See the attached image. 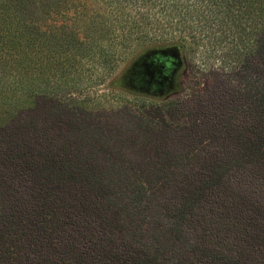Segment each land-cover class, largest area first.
<instances>
[{"label": "trees", "instance_id": "1", "mask_svg": "<svg viewBox=\"0 0 264 264\" xmlns=\"http://www.w3.org/2000/svg\"><path fill=\"white\" fill-rule=\"evenodd\" d=\"M0 264H264V0H0Z\"/></svg>", "mask_w": 264, "mask_h": 264}, {"label": "rangeland", "instance_id": "2", "mask_svg": "<svg viewBox=\"0 0 264 264\" xmlns=\"http://www.w3.org/2000/svg\"><path fill=\"white\" fill-rule=\"evenodd\" d=\"M169 55H170L169 57H171L176 63L180 62L181 64H179V68H178L179 73L177 72L180 75V77L175 80V84H176L177 87H175L174 90H172L173 87H171L170 93L166 92L167 93V94H165L166 96L171 94V93L175 94V93L179 92L180 91L179 88L180 87L181 88L184 87L186 85V81H188V78L192 77V75H190L189 67L187 66L186 60L184 58H182L181 52H180V50L178 48L173 47L172 49H170L169 50ZM137 59L140 60L139 57ZM127 64H129V63H126L125 65H123L122 68L117 72L116 76L114 77L115 80L112 83V85L116 86V87H118L119 85L120 86L130 85V86H127V89H129L128 91L133 92V93H140L139 92L140 91L139 88L137 86L135 87V85L132 82H129L127 80V78L129 76H131V74H129V76H128V71L130 69H128ZM130 66H133V64H131ZM146 70H149V69L147 68ZM147 76L149 77V81H154L153 80L154 77L152 76V72L147 71ZM124 79H126V81H124ZM193 81L196 82V83L200 82V83H202V84H200L201 87L203 86L204 82H203L202 79H199L198 76L195 79H193Z\"/></svg>", "mask_w": 264, "mask_h": 264}]
</instances>
